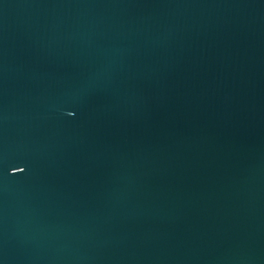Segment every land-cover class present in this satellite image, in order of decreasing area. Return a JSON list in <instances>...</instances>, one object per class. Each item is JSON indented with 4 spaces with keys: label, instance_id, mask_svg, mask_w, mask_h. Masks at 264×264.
<instances>
[{
    "label": "water",
    "instance_id": "1",
    "mask_svg": "<svg viewBox=\"0 0 264 264\" xmlns=\"http://www.w3.org/2000/svg\"><path fill=\"white\" fill-rule=\"evenodd\" d=\"M0 264H264V0H0Z\"/></svg>",
    "mask_w": 264,
    "mask_h": 264
}]
</instances>
